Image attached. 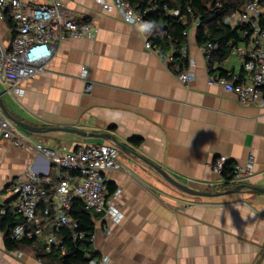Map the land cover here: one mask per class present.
<instances>
[{"label":"crops","instance_id":"obj_1","mask_svg":"<svg viewBox=\"0 0 264 264\" xmlns=\"http://www.w3.org/2000/svg\"><path fill=\"white\" fill-rule=\"evenodd\" d=\"M62 2L74 19L91 23L95 36L64 40L45 72L19 84L20 94L2 85L12 116L34 126L110 133L198 191L224 192L210 186L218 180L211 168L216 157L243 167L252 156L253 174L242 184L264 188V108L242 105L234 94L207 83L210 73L194 31L187 69L195 79L184 86L145 47L142 30L124 22L118 10L102 12L95 0ZM7 31L0 21V34L7 38ZM83 68L93 83L90 94L84 92ZM218 69L243 74L234 55ZM34 136L66 151L113 144L66 131ZM133 138L141 144L133 145ZM118 161L121 169L109 171L107 182L111 194L119 191L111 199L122 219L106 221L109 234L104 221L98 227L93 244L98 258L107 256L110 264H264V193L194 196L121 150ZM47 167L45 158L0 135V264H43L31 247L8 251L1 217L2 210L11 212L13 180L30 169L43 174Z\"/></svg>","mask_w":264,"mask_h":264},{"label":"built area","instance_id":"obj_2","mask_svg":"<svg viewBox=\"0 0 264 264\" xmlns=\"http://www.w3.org/2000/svg\"><path fill=\"white\" fill-rule=\"evenodd\" d=\"M95 2L102 12L116 9L124 22L137 25L142 30L145 47L160 55L159 48L153 46L150 40L155 28L144 27L147 25L146 10L136 9L131 0ZM263 13L264 8L256 0L225 19V24L231 27L244 28L239 44L230 54L240 59L244 75H233L232 78L220 74L211 76L210 62L218 48L212 43L201 47L210 73L207 83L219 85L234 94L242 105L259 108H264V27L259 24ZM6 17L13 20L15 27L7 31L10 32L9 38L0 34V83L17 94L21 92V82L46 71L47 64L64 40L95 36L91 23L74 19L62 0H50L43 4L27 3L24 0H0V21L5 23ZM199 24L196 20L191 31L196 32ZM175 51L176 46L173 45L172 50L162 58L170 70L174 68L178 71L175 74L177 80L184 86H189L194 81L195 74L188 69L179 70V64L174 58ZM180 51L182 57H186L188 46ZM81 77L85 83L84 92L90 94L93 83L87 78L86 68L82 69ZM0 135L2 139L23 150L45 158L48 164L43 174L30 169L27 174L13 180L10 186L13 201L10 213L22 219L11 229L10 236L13 240H35L48 253L62 244L54 229L66 228L74 242L83 240L84 234L78 230L77 221L69 214L75 199L83 202L86 211L101 215L90 239L92 245L102 221L106 223L107 234L111 232L107 220L114 223L121 221V214L111 199L119 191L109 195L107 182L109 171L121 169L118 161L120 149L115 144L88 145L71 151L58 149L38 141L33 133L20 129L6 117L1 108ZM226 164L225 157H216L211 164L218 180L210 186L217 191L234 189L253 174V157L250 156L245 166L235 165L233 178L226 182L223 176ZM6 213L7 211L2 210L3 215ZM61 253L64 254V250ZM17 254L21 256L22 252ZM89 264H110V260L107 256L96 257L90 259Z\"/></svg>","mask_w":264,"mask_h":264},{"label":"trees","instance_id":"obj_3","mask_svg":"<svg viewBox=\"0 0 264 264\" xmlns=\"http://www.w3.org/2000/svg\"><path fill=\"white\" fill-rule=\"evenodd\" d=\"M256 0H131V4L136 9L147 11L146 24L147 29L155 28L150 37L153 46L159 48L160 56H165L176 46L174 58L179 64V70L183 71L189 66V57H182L181 49L189 44V32L192 30L194 22L199 21L196 28V43L203 47L208 43L215 44V52L210 69L212 72L220 71L219 74L232 78L224 70L218 69L220 64L226 60L234 47L240 42V34L243 27H231L225 24V19L240 12L247 4ZM264 8V0H259ZM5 23L11 30L15 23L10 17H6ZM264 27V13L260 16V23ZM178 73L176 69L171 70ZM135 146L142 142L140 138L130 140ZM235 165L227 162L223 176L226 182L233 178ZM109 195L112 193L111 186L108 185ZM73 220L77 221L79 231L84 234V239L74 242L69 231L66 228L54 229V233L61 239L62 244L55 251L48 253L44 246L38 244L35 240L22 239L13 240L10 236L11 229L17 223L21 222L19 216L7 212L1 217V227L6 233L5 245L8 251L18 250L21 246H28L35 250L37 257L43 264H89L90 259L98 257L94 252L90 239L95 230L96 221L101 215L93 214L85 210L81 200L75 199L71 204L69 212ZM64 250V254H62ZM89 257H86V255Z\"/></svg>","mask_w":264,"mask_h":264},{"label":"water","instance_id":"obj_4","mask_svg":"<svg viewBox=\"0 0 264 264\" xmlns=\"http://www.w3.org/2000/svg\"><path fill=\"white\" fill-rule=\"evenodd\" d=\"M7 93L8 91L6 92L0 91V108L11 122H13L20 129L26 132L33 133V134H42V133H47V132H52V131H66V132L75 133V134H78L84 137H93L97 139L106 140L108 142L115 144L121 151L125 152L126 154L130 156H134V158H136L137 160H140L143 164H145L147 167L155 171L159 176H161L164 180H166L172 186H174L175 188L181 190L182 192L186 194H190L194 196L216 197V196L225 195V194L237 193V192H240L246 189L264 193V188L249 186L247 184H240L234 189L224 191V192H204V191L195 190L179 182L178 180H176L173 176H171L164 169L154 164L153 162L149 161L148 159L144 158L140 154L136 153L134 150L130 149L128 146L120 142L114 135L110 133H107V132L93 133V132H86V131L78 130L76 128H65V127H40V126H34L32 124L26 123L22 120H19L18 118L12 116V114L9 113V111L4 105L3 96Z\"/></svg>","mask_w":264,"mask_h":264},{"label":"rangeland","instance_id":"obj_5","mask_svg":"<svg viewBox=\"0 0 264 264\" xmlns=\"http://www.w3.org/2000/svg\"><path fill=\"white\" fill-rule=\"evenodd\" d=\"M191 35H190V37H192V33H190ZM9 36H10V32L8 33V36H7V38H9ZM232 58V57H231ZM231 58H229V61H231L232 59ZM1 90H3V86H2V84L0 83V91Z\"/></svg>","mask_w":264,"mask_h":264},{"label":"clouds","instance_id":"obj_6","mask_svg":"<svg viewBox=\"0 0 264 264\" xmlns=\"http://www.w3.org/2000/svg\"><path fill=\"white\" fill-rule=\"evenodd\" d=\"M144 27H145V28H148V27H150V26H149V25H145Z\"/></svg>","mask_w":264,"mask_h":264}]
</instances>
